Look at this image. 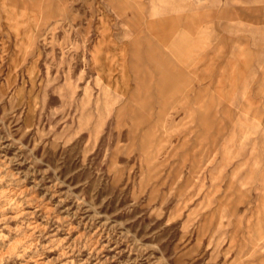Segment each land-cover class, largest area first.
Segmentation results:
<instances>
[{
	"label": "rangeland",
	"instance_id": "rangeland-1",
	"mask_svg": "<svg viewBox=\"0 0 264 264\" xmlns=\"http://www.w3.org/2000/svg\"><path fill=\"white\" fill-rule=\"evenodd\" d=\"M0 264H264V0H0Z\"/></svg>",
	"mask_w": 264,
	"mask_h": 264
}]
</instances>
